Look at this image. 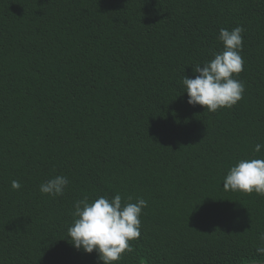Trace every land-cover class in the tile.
I'll use <instances>...</instances> for the list:
<instances>
[{
	"label": "trees",
	"instance_id": "trees-1",
	"mask_svg": "<svg viewBox=\"0 0 264 264\" xmlns=\"http://www.w3.org/2000/svg\"><path fill=\"white\" fill-rule=\"evenodd\" d=\"M237 26L242 99L188 105L183 76ZM256 144L264 0H0V264H101L65 237L74 201L116 194L148 202L118 264L263 262L264 197L222 190ZM56 175L64 194H42Z\"/></svg>",
	"mask_w": 264,
	"mask_h": 264
},
{
	"label": "clouds",
	"instance_id": "clouds-1",
	"mask_svg": "<svg viewBox=\"0 0 264 264\" xmlns=\"http://www.w3.org/2000/svg\"><path fill=\"white\" fill-rule=\"evenodd\" d=\"M244 28L237 26L232 30L220 28L218 41L222 50L213 52V58L192 68L194 78L183 76L182 85L187 94V104L200 106L210 113L219 109L231 108L239 102L245 85L236 79L244 69L241 56ZM264 145L256 144L253 151L260 153ZM69 184L64 175L53 176L39 186L42 194L52 197L62 196ZM224 191H239L243 194L256 193L264 197V159H240L229 168L223 179ZM12 190H19L18 180L11 182ZM132 197L122 202L120 194L109 199L99 196L90 200L87 195L74 201L72 224L67 228L66 237L76 250L86 254L95 251L101 264H118L124 253H132L129 243L140 237L142 210L147 200ZM257 255H264V232L259 235Z\"/></svg>",
	"mask_w": 264,
	"mask_h": 264
},
{
	"label": "water",
	"instance_id": "water-1",
	"mask_svg": "<svg viewBox=\"0 0 264 264\" xmlns=\"http://www.w3.org/2000/svg\"><path fill=\"white\" fill-rule=\"evenodd\" d=\"M249 264H264V261L260 263H249Z\"/></svg>",
	"mask_w": 264,
	"mask_h": 264
}]
</instances>
